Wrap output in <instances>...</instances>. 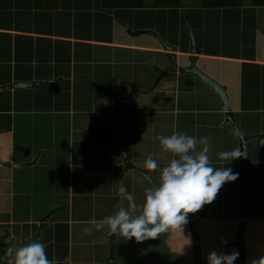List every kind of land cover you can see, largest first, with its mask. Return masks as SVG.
I'll list each match as a JSON object with an SVG mask.
<instances>
[{"label":"crops","instance_id":"1","mask_svg":"<svg viewBox=\"0 0 264 264\" xmlns=\"http://www.w3.org/2000/svg\"><path fill=\"white\" fill-rule=\"evenodd\" d=\"M221 1L210 9L200 0L178 9L143 0L140 9L106 10L101 0H0V264L6 248L32 241L60 264L122 258L107 227L82 229L116 211L121 183L143 203L150 182L132 167L158 183L173 157L155 137L173 132L209 137L213 167L228 163L217 153L240 151L234 125L248 139L245 161L226 165L238 178L188 214L186 231L192 226L198 239L200 224H228L215 230L226 242L246 221L264 222V6ZM192 61L225 89L227 110L183 71ZM167 77L171 104L158 91ZM149 155L155 170L146 167Z\"/></svg>","mask_w":264,"mask_h":264},{"label":"clouds","instance_id":"2","mask_svg":"<svg viewBox=\"0 0 264 264\" xmlns=\"http://www.w3.org/2000/svg\"><path fill=\"white\" fill-rule=\"evenodd\" d=\"M155 139L173 157L160 169L158 183L150 182L144 189L141 205H137L135 197L121 183L118 188L120 202L116 211L102 219L89 221L82 229L85 234L91 235L107 227L115 237L142 242L156 239L159 234L174 228L181 229L182 233L188 214L196 213L204 205L211 204L224 184L238 178V173L226 165L242 153L235 150L221 151L217 153L218 158L227 160L228 163L223 167H213L208 155L210 138L207 136L198 139L184 132H173L167 136L157 135ZM145 164L149 170L159 167L151 155L147 157ZM185 239L186 245L190 244V240ZM5 255L8 258L7 264H60L59 260L48 257L45 245L39 241L28 242L19 247L9 246L5 249ZM238 256L239 253L235 251L225 254L213 250L207 255L206 262L234 264Z\"/></svg>","mask_w":264,"mask_h":264},{"label":"rangeland","instance_id":"3","mask_svg":"<svg viewBox=\"0 0 264 264\" xmlns=\"http://www.w3.org/2000/svg\"><path fill=\"white\" fill-rule=\"evenodd\" d=\"M158 77L155 82L158 81ZM158 91H160L159 96L165 94L168 104L172 103L173 88L169 77L163 80ZM154 97L155 92L151 99H154ZM137 105L138 104H135L133 106V104H131V106H133L132 108ZM244 130L245 129H243V131ZM121 153L123 154V152ZM164 157H166V155ZM251 166L252 165L249 163V172L251 171ZM126 190L135 197L136 202L139 200L140 196L138 198V196L134 195L136 193L135 190H128L127 188ZM262 200L264 201V198ZM221 209V207L214 205L211 209L212 212L209 211V213L211 212L212 215H219ZM217 228L229 229V226L228 224H219L217 222H205L200 224L198 230L200 233L198 247H196L197 245L192 240L189 226L188 231L185 230L184 226H182V233L179 228L170 229L168 232L159 234L156 239L145 240L144 243L139 246L136 245L134 240L130 239L125 241L122 237L117 236L114 246L121 252L122 258L118 255V258H114L113 264H146L147 262L156 264H207L206 257L213 250L225 254L233 251L238 252L239 256L234 264H239L241 260L242 264H258V262L264 258V254L261 255L262 246L264 244V222L258 220L254 222L250 221L249 223L246 221L243 225L239 226L237 233L232 232L234 235H227L228 237L225 239L226 246L222 243L221 236L218 235L220 232L217 233L218 237H216L215 230ZM233 230L234 229H232V231ZM185 238L190 240V244L186 245L187 240ZM256 241L259 245L258 256L254 254L249 255L250 251L251 253L254 251L253 247ZM195 248L198 249L199 252L198 250L196 251ZM195 254L197 256H195ZM111 262L112 261H109V263ZM84 264L92 263L89 260ZM260 264H264V260H261Z\"/></svg>","mask_w":264,"mask_h":264},{"label":"water","instance_id":"4","mask_svg":"<svg viewBox=\"0 0 264 264\" xmlns=\"http://www.w3.org/2000/svg\"><path fill=\"white\" fill-rule=\"evenodd\" d=\"M191 37V36H190ZM160 39V38H159ZM160 42L166 46V44L163 42V40L160 39ZM194 41L193 38L191 37V51L194 52ZM173 69H176V66L174 65ZM183 71H185L186 73L192 74L193 76L199 78L201 81H203L205 84H207L209 87H211L215 93H217V95L219 96L221 102H222V108L227 110L228 109V105H227V97H226V93H225V89L223 87H221L219 84H217L216 82H214L213 80H211L210 78L206 77L201 71H199L196 66H195V62L192 61L190 66L186 69H184ZM26 86V84H16L15 87H23ZM36 86V85H35ZM5 88H0V90H3ZM229 119V116L227 117ZM233 125L234 123L231 122ZM234 130L237 133L238 137H239V141H240V153H242V155L239 157V161L240 162H244L245 161V156H246V144H247V140L245 139L238 131V129L236 128V126L234 125ZM252 138H257V137H252ZM249 138V139H252ZM123 152V151H122ZM124 155V153H123ZM19 167L18 165H14ZM133 169H135V171L140 172L149 182H151L149 176L147 175V173L142 172L140 170H137L136 168L132 167ZM240 204L241 207L239 209L240 212V217L243 218L244 217V213H243V201L240 200ZM54 213L49 214V217H51V215H53ZM189 219V216H188ZM191 231L193 233L194 236V242L195 244L198 243V239L196 236V233L194 232L193 227L191 226Z\"/></svg>","mask_w":264,"mask_h":264},{"label":"trees","instance_id":"5","mask_svg":"<svg viewBox=\"0 0 264 264\" xmlns=\"http://www.w3.org/2000/svg\"><path fill=\"white\" fill-rule=\"evenodd\" d=\"M185 0H154L155 9H178L186 8L183 3ZM254 6H264V0H252ZM223 5L221 0H200L201 9H210L221 7ZM103 9H140L144 7L143 0H101ZM264 137V135L262 136ZM196 249V248H195ZM198 249H196L197 251ZM199 252V250H198ZM197 252V254H198ZM5 259H6V255ZM195 256H197L195 254ZM7 264V262L5 263Z\"/></svg>","mask_w":264,"mask_h":264}]
</instances>
